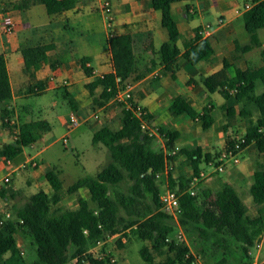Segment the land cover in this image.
<instances>
[{"label": "trees", "instance_id": "1", "mask_svg": "<svg viewBox=\"0 0 264 264\" xmlns=\"http://www.w3.org/2000/svg\"><path fill=\"white\" fill-rule=\"evenodd\" d=\"M181 1L186 0H150L151 6L161 12L162 25L169 33V40L162 44L159 54L164 72L173 76L181 50L177 44L180 31L172 5ZM35 2L45 5L49 15L75 7L74 0H21L15 2L14 7L28 8ZM253 2L252 8L243 14L251 42L239 47L242 52L259 45L258 32L264 28V0ZM108 41L114 71L98 77L89 85L92 93L98 87L103 89L95 98L97 105L109 102L119 92L126 90L128 79L138 72L133 36L113 34ZM53 47V44L26 47L22 52L25 73L35 79L36 72L49 62L48 52ZM214 53L211 43L197 34L196 40L186 45L182 56L195 65L211 60ZM90 61V57L80 59L81 67L88 76L93 75V69L88 65ZM229 66L226 61L222 70L206 78L205 86L209 92H220L228 103L242 102L243 115H251V109L258 112L245 137L247 145L254 142L259 153L264 154V91L257 93L259 83L264 87V64L258 68L237 67L235 78L229 75ZM45 89L44 81H38L30 86L29 92L39 94ZM13 96L7 60L4 54H0V109L4 103H11ZM66 98L76 111L74 100L68 94ZM229 104L227 118L234 117L235 111L234 104ZM171 110L190 118L199 116L206 131L214 123L209 109L205 108L199 115L182 96L175 98ZM1 113L3 125L11 129L15 110L6 106ZM122 114L121 129L115 130L105 124L93 136L94 144L102 143L109 149L112 161L96 175L83 177L66 188L69 194L87 189L89 197L78 195L77 208H62L59 193L64 184L59 177L60 172H47L46 179L52 193L41 190L31 195L24 205L17 208L13 218L0 226V264H29L18 246L16 236L19 234L25 235L31 245L36 246L35 264H69L75 259L82 264L86 257L90 264H104L103 260L87 256V252L98 241L126 232L148 243L140 250L148 264H194V251L205 257L206 264H254L250 251L256 248L264 235V164L257 163L253 172L250 193L259 206V214L251 217L247 204L231 183L222 182L217 188L202 184L195 195L191 194V180L200 173V148L178 151V154L189 157L193 177L175 178L169 164L174 160L171 153L177 150L178 132L159 130L166 150L156 149V136H150L148 131L142 129L141 120L136 114L125 106ZM146 119L150 122L152 117L148 114ZM16 126L18 132H15V140L0 146V160H15L24 148L41 138V131L51 130L49 121L44 119L22 121ZM232 143H228L226 148ZM204 157L207 162L217 158L209 154ZM166 170L169 187L180 194L181 213L178 220L165 212L160 202L162 190L159 177ZM124 181L130 183L127 192L119 188ZM6 192L4 190L0 194L5 197ZM181 230L187 237L186 241L178 238Z\"/></svg>", "mask_w": 264, "mask_h": 264}, {"label": "crops", "instance_id": "2", "mask_svg": "<svg viewBox=\"0 0 264 264\" xmlns=\"http://www.w3.org/2000/svg\"><path fill=\"white\" fill-rule=\"evenodd\" d=\"M19 1L21 0H0V54H4L7 60L14 93L12 101L33 94L29 92L30 86L38 81H44L46 86L44 92L63 91L68 105L67 94L74 100L77 110H73L69 105V114L75 112L82 121L80 125L88 124L95 128V132L105 124L115 130L121 129L122 110L124 106L126 107L125 102L118 101L115 96L109 102L97 105L95 98L99 97L103 89L98 87L92 93L89 85L98 77L114 71L109 36L111 34H131L136 41L138 72L128 79L127 89L124 91H130L135 105L146 110L152 117L149 122L151 130L158 134H161L159 130L178 132L177 150L171 153L174 160L169 164V170H172L175 178L193 177L189 157L185 154H178L179 150L200 148L202 152L200 171L208 170L212 161H205L204 156L209 154L212 158L217 157L228 143L235 139L233 134L237 130H245V135L252 120H256L258 117V112L255 109L250 110L251 115H243L244 105L239 102L234 104V117L229 120L226 114L230 104L220 92H209L205 86L206 78L222 70L226 61L230 64L228 73L232 78L236 76L237 67L241 69L258 68L264 64V28L258 32V46L247 52L239 50V47L246 46L251 42V35L247 32L243 20L245 13L243 9L247 4L253 6V0H186L174 3L172 11L180 31L177 44L181 50L174 76L169 72H164V65L161 63L159 49L164 42L169 40V33L162 25L161 12L151 6L150 0H109L112 4L111 26L108 24L109 17L102 9L105 0H74L75 7L53 15H49L45 5L39 2H35L28 8L17 9L14 4ZM237 9L243 12L239 14L236 12ZM7 16L11 17L16 24V30L12 34H7L3 30L2 23ZM207 25L211 26L212 33L209 37L203 38H206L213 46L214 56L211 60L192 65L183 58L182 54L186 45L194 42L199 31ZM103 36H105L107 46L105 53L98 48V40H102ZM40 44H53L54 47L48 52L49 62L42 65L36 72V78L33 79L25 73L22 52L28 46ZM83 57L91 58L88 64L93 69L91 76H88L81 67L80 59ZM259 86L263 87V85L258 84V94L264 91V87L258 91ZM21 92L23 95H20ZM177 96H182L189 102L199 115L204 112L205 108L209 109L214 118L213 125L206 131L203 129L199 116L190 118L184 114H175L171 110V105ZM12 101L2 105L0 114L6 106L13 108ZM89 105L97 107L90 114L88 113ZM21 108L30 113L26 107ZM95 114H97V118L94 117ZM68 116L60 115L58 117L61 125L66 128ZM214 127H216V133ZM156 138L158 139L155 140L154 145L157 142L159 147H154L166 150L163 135H157ZM253 145H255L254 142L247 148L249 149ZM31 159L34 160V157L29 160ZM249 164L250 161L243 164L241 169L230 172L228 179L223 182L235 186L234 182L246 180L249 174ZM4 165L5 160L1 159L0 175L4 170ZM50 170H41L38 166L35 170H28V173H20V180L17 184V173L21 171L19 169L14 174L13 182L5 197L7 194L15 195L20 192L19 189L23 186L25 176H29L28 181L38 180L42 174L46 179V173ZM162 176L166 177V183H163L162 186L166 190H172L169 187L168 170L160 177L162 178ZM211 180L212 177H209L203 181L205 185H209ZM252 180H254L253 173L249 191L253 183ZM43 185H46L45 189L33 190L31 195L41 190L52 193L51 187L49 190L47 179ZM33 187L38 188L39 184H35L31 188ZM82 191L88 193L87 189H81L77 194L79 195ZM5 197L1 195L0 207L4 204L2 200ZM62 199L61 196V202ZM77 206L78 202L72 209ZM120 236V234L110 236L103 242L104 254L109 258L117 259L116 263L103 260L104 264H132L125 257H117V254H121V251L126 248L124 244L127 241L126 236L121 238V243H117L122 249H105L108 242ZM16 237L20 247L18 235ZM145 244L148 243L145 242ZM22 252L25 253L23 250ZM69 264L78 263L72 260Z\"/></svg>", "mask_w": 264, "mask_h": 264}, {"label": "rangeland", "instance_id": "3", "mask_svg": "<svg viewBox=\"0 0 264 264\" xmlns=\"http://www.w3.org/2000/svg\"><path fill=\"white\" fill-rule=\"evenodd\" d=\"M98 48L103 53L107 51L105 36H103L102 40H98ZM262 89L263 87L259 86L258 91ZM17 95H19L18 91ZM20 95H23V92H21ZM229 103L236 104L234 101H230ZM12 105L16 113L13 116L15 123L10 124L11 129L3 125L1 116L2 114H0L1 146L15 140V130L17 129L16 125H19L22 121L44 119L48 120L51 124L50 131H41V138L34 145L26 147L24 152L20 154L15 160H13V167L26 164L31 157H34V160L38 162V166L41 170L51 169L55 170L56 172H60L59 177L64 184V188L61 191V196L63 199L60 206L62 208L75 207L77 204L78 194L70 195L66 188L83 177L96 175L98 171L106 167L112 161L109 149L102 143H93L95 128L90 127L88 124H82L74 130H68V128L61 125L58 117L60 115H65L67 117L70 111V107L66 103L63 91H46L39 94H30L28 97L23 99L12 101ZM21 107H26L30 113L23 111ZM96 109V106L89 105L88 113L90 114ZM228 119L231 120L233 117ZM214 129V132L216 133V127H214ZM244 133L245 130L239 129L233 134V136L235 139H237L241 136H244ZM65 136L68 138L67 143H64L63 140ZM157 144L158 143L156 142L154 146L159 147ZM240 158L241 162L238 165L231 164L228 166V169L225 172L212 174L210 176L212 177V180L209 182L208 186L217 188L223 181L228 179L230 172L241 169L243 164L250 161V164L248 165V172L250 176L248 174L246 180L243 182L236 181L234 184L248 206V214L251 217H256L259 214V206L253 201L252 195L249 191V186L251 183L253 173L252 171L257 167V163L264 164V154H260L257 151L255 145H253L250 146L249 149L246 147L241 153ZM215 160L216 159L214 158L212 162H216ZM38 166L34 167L30 164L27 165L26 168L21 169V171L17 173V184L19 183L18 180H20L21 174L28 173V170H35ZM7 172L8 168L6 165H4L2 174ZM43 176L44 175L42 174L40 179H32L30 181H28L29 176H25L23 179V186L19 189L20 192L15 193V195L7 194L4 200H2V203H6L9 210L13 214L16 213L17 208L24 205V203L33 193V190L35 191L46 188V185H43V183L46 181ZM159 182L161 184L162 193H164L166 188L162 186V184L166 183V177H160ZM31 183L33 184L29 185ZM35 184H39V187L31 188ZM202 184H204V181L201 183V185ZM129 185L130 183L128 181H124L120 184L119 188L122 191L127 192ZM79 195L86 196L88 198V193L85 191H82ZM128 234L129 232H126L120 237L113 239V241L108 242L105 245V249H122L117 243L120 242V240L122 242L121 238ZM126 239L127 241L124 243L126 248L121 251V254L118 253L117 257H125L126 260L132 264H148L146 261H144L140 254V250L145 245V242L131 234H129L128 237L126 236ZM18 241L20 248L25 252L24 256L26 257L28 263L35 264L37 259L36 246H32L30 240L23 234L18 235ZM101 251H103V249ZM193 255L194 257L196 256V258H198L197 262L194 264H206L205 257L202 254L194 251ZM253 256L254 264H264V237L261 239V247L259 251L257 249ZM162 258L163 257H159L158 259Z\"/></svg>", "mask_w": 264, "mask_h": 264}, {"label": "built area", "instance_id": "4", "mask_svg": "<svg viewBox=\"0 0 264 264\" xmlns=\"http://www.w3.org/2000/svg\"><path fill=\"white\" fill-rule=\"evenodd\" d=\"M252 6L250 4H247L243 11H248L251 9ZM103 12L109 17V26L112 25V4L109 0H105L102 5ZM243 11L237 9V13H242ZM3 30L7 34H12L16 30V24L14 20L7 16L4 18L3 23ZM212 33V28L210 25H207L205 28L201 29L199 31V34L202 37H209ZM113 35V34H111ZM116 99L118 101H123L126 104V108L132 110L136 116L141 120V127L143 130H146L149 132L150 136H162L161 134H158L157 132L151 130L149 128V121L146 119V116L148 115L147 111H145L143 108H140L135 105L133 102L132 95L130 91H121L116 95ZM95 118H97V114L94 115ZM81 119L75 112H71L67 118V128L68 130H74L81 124ZM15 121L11 120V124H14ZM15 132H18V129L15 130ZM64 143L68 142L67 136L63 138ZM247 140L245 135L241 136L237 139L233 140L232 145H229L227 148H225L219 156L216 158V162H210L209 166L210 169L200 171L199 175H196L192 178L189 191L192 195L196 194L197 188L199 185H201L202 181L204 179L209 178L212 174H219L221 172H225L229 165H238L241 162L240 155L244 151V149L247 147ZM176 151V150H175ZM32 165L34 167L38 166V162L34 161L33 159L29 160L28 163L19 165L17 167H13V160H5V165L8 168V172L0 175V193L4 190L8 191L13 180L14 174L19 170L26 168L27 165ZM1 198V194H0ZM160 202L162 204V208L165 212L172 215L176 220H178V217L181 213V207H180V194L175 190H166L164 193L160 196ZM13 218V213L9 210L7 204H3L0 207V226H3L8 220ZM178 238L180 240L186 241V235L181 230L178 234ZM104 241H98L95 246H93L88 252L87 256L90 255L95 259L98 260H106L107 255L104 254L102 250ZM261 247V242L256 246L255 249L250 251V254L253 256L255 252L259 251ZM254 257V256H253ZM198 258H196L195 263L197 262ZM74 261L77 262V259ZM109 263H116L117 259L115 257L109 258ZM89 261L87 257L82 260V264H88Z\"/></svg>", "mask_w": 264, "mask_h": 264}]
</instances>
